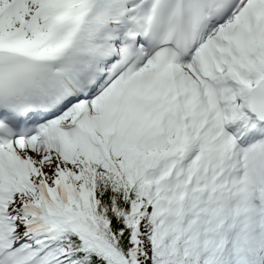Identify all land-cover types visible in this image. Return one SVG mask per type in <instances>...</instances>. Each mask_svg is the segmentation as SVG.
Segmentation results:
<instances>
[{
	"label": "snow or ice",
	"instance_id": "6c2138e0",
	"mask_svg": "<svg viewBox=\"0 0 264 264\" xmlns=\"http://www.w3.org/2000/svg\"><path fill=\"white\" fill-rule=\"evenodd\" d=\"M0 264H264V0H0Z\"/></svg>",
	"mask_w": 264,
	"mask_h": 264
}]
</instances>
